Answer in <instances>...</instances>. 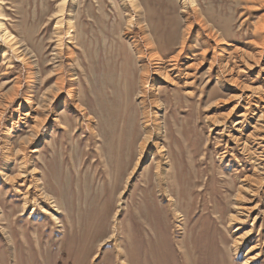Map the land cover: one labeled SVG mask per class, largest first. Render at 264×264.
<instances>
[{"label": "rangeland", "instance_id": "rangeland-1", "mask_svg": "<svg viewBox=\"0 0 264 264\" xmlns=\"http://www.w3.org/2000/svg\"><path fill=\"white\" fill-rule=\"evenodd\" d=\"M0 23V264H264V0H0Z\"/></svg>", "mask_w": 264, "mask_h": 264}, {"label": "bare ground", "instance_id": "bare-ground-1", "mask_svg": "<svg viewBox=\"0 0 264 264\" xmlns=\"http://www.w3.org/2000/svg\"><path fill=\"white\" fill-rule=\"evenodd\" d=\"M59 11V10H58ZM60 14V13H59ZM60 20V19H59ZM61 21V20H60ZM59 23V22H58ZM1 24V23H0ZM68 24H69V22H68ZM56 25H57V23H56ZM62 25V24H61ZM0 26H2V25H0ZM1 36H2V39H5V41L6 42H11L12 44H14V43H16L14 40H13V36L11 37V34L8 32V30L5 28V27H1ZM16 47H17V45H16ZM19 50V49H18ZM17 51V50H16ZM18 52V51H17ZM255 53V52H254ZM260 53V52H259ZM256 54H258L257 52H256ZM258 55H260V54H258ZM250 58V60L249 61H251L252 63H254V64H256L257 62H258V60H257V58L255 57V55L254 56H251V57H249ZM248 58V59H249ZM259 59V58H258ZM246 63V62H245ZM248 64V63H247ZM223 65H224V63H223ZM251 65V64H250ZM160 66V65H159ZM258 66V65H257ZM171 67V66H170ZM169 67V68H170ZM224 67V66H223ZM250 67V66H249ZM161 68V67H160ZM171 68H173V67H171ZM170 68V69H171ZM225 68V67H224ZM158 70V69H157ZM162 70V69H161ZM174 70V69H173ZM168 71V70H167ZM226 71V70H225ZM162 72V71H161ZM160 72V73H161ZM223 72V71H222ZM228 72V71H227ZM263 72V71H262ZM223 75V74H222ZM165 79V78H164ZM233 85V84H232ZM238 85V84H237ZM243 91V90H242ZM264 93V92H263ZM254 101V100H253ZM255 102L258 104L259 102H262V108L264 109V95H261V96H259L256 100H255ZM244 105V104H243ZM250 111V110H249ZM260 111H262V110H260ZM251 113V112H250ZM263 113V112H262ZM246 114V113H245ZM258 115V114H257ZM261 116V118H263L264 119V113L263 114H261L260 115ZM258 118V117H257ZM241 120V119H240ZM42 119H41V122L40 123H42ZM242 121V120H241ZM264 122V121H263ZM218 123V122H217ZM261 123V122H260ZM257 124V123H256ZM261 125V124H260ZM264 125V124H263ZM224 126V125H223ZM260 127H262L263 128V126L261 125ZM258 132V131H257ZM255 135V134H254ZM254 135H253V137H254ZM248 136V135H247ZM262 137V136H261ZM248 138V137H247ZM255 138V137H254ZM246 139V138H245ZM141 148H142V146H141ZM8 157V156H7ZM34 171V170H33ZM256 175V174H255ZM255 175L254 176H251V177H247V179H249V182L250 183H256V182H259L260 180L257 178V177H255ZM13 176H11L10 178H12ZM16 177V176H15ZM8 178V177H7ZM14 178V177H13ZM260 178V177H259ZM15 179V178H14ZM261 179V178H260ZM9 180V179H8ZM11 181V180H10ZM246 181V180H245ZM248 184V183H247ZM250 187H246V188H244L243 189V191H245L244 192V194L247 196H250L251 197V195H253V193H254V189L252 190V188H250ZM240 189V188H239ZM242 190H239L238 191V193L236 194V199L237 200H239V201H241L242 202V200L244 199V197L242 196ZM243 194V195H244ZM244 195V196H245ZM248 198V197H247ZM51 200V199H50ZM251 201V200H250ZM52 205V204H51ZM53 206V205H52ZM23 208V207H22ZM239 208H240V210L238 211V214H241L242 216H245V218H246V216L247 215H243V212H247L248 211V209L245 207V206H243V205H239ZM250 210V209H249ZM238 219V218H237ZM237 219H234V220H237ZM239 221H240V219H239ZM246 232H248V231H246ZM250 232V231H249ZM247 236V234L245 235V237ZM244 239V237H238V239H236L235 241V243L237 244V243H241V241ZM251 249H253V246H251L249 249H248V251H250ZM256 256H254L253 257V259L255 258ZM251 262V259H250V257L248 258V263H250ZM124 264V263H123Z\"/></svg>", "mask_w": 264, "mask_h": 264}]
</instances>
